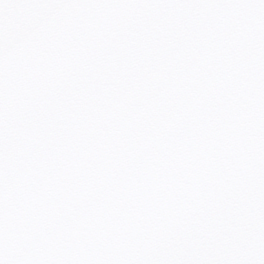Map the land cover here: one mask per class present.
<instances>
[{
  "label": "water",
  "instance_id": "water-1",
  "mask_svg": "<svg viewBox=\"0 0 264 264\" xmlns=\"http://www.w3.org/2000/svg\"><path fill=\"white\" fill-rule=\"evenodd\" d=\"M262 208L264 0H6L0 264H162Z\"/></svg>",
  "mask_w": 264,
  "mask_h": 264
},
{
  "label": "snow or ice",
  "instance_id": "snow-or-ice-1",
  "mask_svg": "<svg viewBox=\"0 0 264 264\" xmlns=\"http://www.w3.org/2000/svg\"><path fill=\"white\" fill-rule=\"evenodd\" d=\"M5 2L6 0H0V11L3 10ZM239 215V224L244 226V231L239 236L230 231L231 226L237 224V221L226 218L223 225L215 229L214 238L204 242V247L194 245L187 255L168 259L162 264H264V208L258 215L245 211H241ZM250 234L255 239V247L246 258H235L231 247L225 248L219 255L205 251V247L212 249L228 239H243Z\"/></svg>",
  "mask_w": 264,
  "mask_h": 264
}]
</instances>
